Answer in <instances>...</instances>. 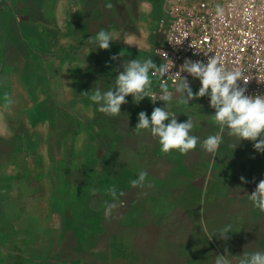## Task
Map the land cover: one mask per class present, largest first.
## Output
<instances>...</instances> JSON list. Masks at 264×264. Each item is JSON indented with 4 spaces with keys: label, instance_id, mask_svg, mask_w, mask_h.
I'll use <instances>...</instances> for the list:
<instances>
[{
    "label": "crops",
    "instance_id": "obj_1",
    "mask_svg": "<svg viewBox=\"0 0 264 264\" xmlns=\"http://www.w3.org/2000/svg\"><path fill=\"white\" fill-rule=\"evenodd\" d=\"M165 2L0 0V32L4 18H11L16 32L59 33L62 47L74 50L71 60L85 66L80 78L90 76L87 90L92 94L96 88H113L131 59L162 63L158 50L164 34L158 20L166 13ZM100 30L119 37L109 50L88 43ZM113 55L121 57L113 61ZM150 77L156 90L158 77ZM189 82L194 93L199 90V79L190 77ZM81 96L76 89L75 97ZM126 100L117 116L99 112L90 101L89 121L84 125L79 107L57 122L54 137L49 121L32 117L30 125L16 126L11 136L0 133V225L9 227L7 235L0 232V243L21 240L4 256L15 257L14 264H215V256L226 254L231 264H239L244 252L264 251V212L248 196L264 179V152L256 151L253 141L239 142L227 134L216 153L206 152L200 144L219 130L210 98L182 104L174 92L167 110L178 122L191 116L190 135L199 142L187 154L163 153L149 130L134 128L141 111L150 118L154 107L164 103L145 98L135 104L131 95ZM41 123L49 130L41 131ZM5 144L13 146L14 154H27L34 185L21 182L22 172L5 171L3 158L12 151ZM51 160L62 162L64 170L52 172L47 166ZM68 161H78V166L68 169ZM141 171L147 172L143 186L133 187L131 181ZM112 187L115 199L108 192ZM110 205L114 207L106 215ZM226 225L232 229L227 241L217 234Z\"/></svg>",
    "mask_w": 264,
    "mask_h": 264
},
{
    "label": "clouds",
    "instance_id": "obj_2",
    "mask_svg": "<svg viewBox=\"0 0 264 264\" xmlns=\"http://www.w3.org/2000/svg\"><path fill=\"white\" fill-rule=\"evenodd\" d=\"M112 6L110 3L106 5L108 8ZM217 15L223 16V9L219 6ZM118 39L114 31L100 30L87 40L97 49L109 50L110 44ZM123 41L129 46L134 45L130 40ZM120 57L121 55H113L111 59L115 61ZM172 67L173 63L171 67L162 63L157 66L151 58L143 61L131 59L116 75L114 87L107 91L96 88L90 95V100L98 105L99 112L108 116L119 115L121 105L128 102L126 97L129 95L132 96L135 104H139L145 98L150 99L153 104L162 101L165 106L163 108L154 107L150 118L146 112L141 111L134 129L137 132L149 130L153 137L158 138L160 150L163 153L177 150L181 154H187L195 149L199 142V137L190 135L194 127L193 119L188 116L186 122H178L176 115L167 110L174 99V93L168 90L164 82L160 84L161 92L158 96L152 88L153 81L150 77V73L151 76L165 77ZM177 73L180 75V80L175 86V94L178 95L179 103L190 104L192 100L208 96L209 106L215 110V114L211 117L219 130L209 135L200 144L206 152L216 153L225 134L239 138V142L241 140L253 141L254 149L264 152V95H245L246 89L237 84V81L244 77L240 70L228 69L221 59L214 56L207 63L185 60ZM181 73H188L191 77L199 79L201 84L199 90L194 93L189 80L182 77ZM146 177L147 172L141 171L139 178L131 181L132 186H143ZM240 180L242 183L248 182L243 176ZM108 192L114 199L117 198L114 187L109 188ZM248 196L253 206L264 212V179L259 181L255 190ZM112 207L114 206L110 205L106 209V215L111 214ZM231 232V225H226L217 234L220 239L227 241L230 238L228 234ZM225 252L227 253V249ZM215 264H231V261L226 254L217 255ZM239 264H264V251L244 252L239 259Z\"/></svg>",
    "mask_w": 264,
    "mask_h": 264
},
{
    "label": "rangeland",
    "instance_id": "obj_3",
    "mask_svg": "<svg viewBox=\"0 0 264 264\" xmlns=\"http://www.w3.org/2000/svg\"><path fill=\"white\" fill-rule=\"evenodd\" d=\"M208 1L216 6L223 4L226 0ZM11 23V18H7L6 21L4 18V31L0 32V133L11 136L16 126L26 128L30 125L32 117V119L49 121L51 137H54L53 129L58 126L57 122L66 114L74 115L75 110L80 109L79 107L84 112L82 120L85 125L86 121H89L87 115L91 110V92L87 89L92 79L89 76L87 80L85 78L81 80V72L85 71V66L77 65L71 60L75 57L74 50L63 48V44L59 43V33L53 30L46 33L16 32V26ZM98 56V53L94 55V57ZM76 75H79L77 82ZM101 85L103 88L106 81L101 82ZM159 87L158 82L157 88ZM76 89L82 90L83 96L75 97ZM87 92L89 93L85 95L84 93ZM67 121L73 122L74 119L69 118ZM38 126L42 129L41 131L49 130L47 124L41 123ZM23 132L26 133V130ZM8 147L12 148V151L3 158L5 171L22 172L21 182L26 185L29 181L34 185L33 172H27L29 166L27 154L21 150L18 154H14L12 145L3 146V148ZM84 162L83 160L85 169ZM61 164L62 162L58 161H47V166L53 170L52 172H62L64 167ZM77 164L78 161H68L67 168L74 169ZM0 200L4 202L1 196ZM0 213H2L0 215L2 220L4 216L2 207H0ZM23 222L26 223V219ZM8 230V226L0 225L2 234L7 235ZM3 242L0 243L2 247L0 264H14L15 257L6 258L4 254L9 248L18 245V242L21 243V240Z\"/></svg>",
    "mask_w": 264,
    "mask_h": 264
},
{
    "label": "built area",
    "instance_id": "obj_4",
    "mask_svg": "<svg viewBox=\"0 0 264 264\" xmlns=\"http://www.w3.org/2000/svg\"><path fill=\"white\" fill-rule=\"evenodd\" d=\"M158 28L164 34L158 50L162 64L173 67L165 77H157L170 92H175L185 60L207 63L216 56L228 69L243 73L244 80L237 84L246 89L245 95H264V0H226L216 6L208 0H166ZM154 91L159 96L161 88Z\"/></svg>",
    "mask_w": 264,
    "mask_h": 264
}]
</instances>
